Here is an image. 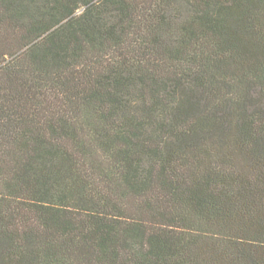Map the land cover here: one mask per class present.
Returning a JSON list of instances; mask_svg holds the SVG:
<instances>
[{
	"label": "trees",
	"instance_id": "16d2710c",
	"mask_svg": "<svg viewBox=\"0 0 264 264\" xmlns=\"http://www.w3.org/2000/svg\"><path fill=\"white\" fill-rule=\"evenodd\" d=\"M0 264H264V0H0Z\"/></svg>",
	"mask_w": 264,
	"mask_h": 264
}]
</instances>
